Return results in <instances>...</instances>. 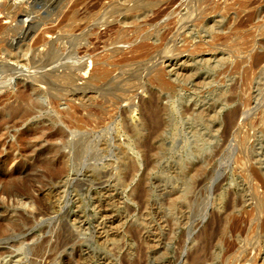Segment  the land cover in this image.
<instances>
[{
    "label": "rangeland",
    "instance_id": "rangeland-1",
    "mask_svg": "<svg viewBox=\"0 0 264 264\" xmlns=\"http://www.w3.org/2000/svg\"><path fill=\"white\" fill-rule=\"evenodd\" d=\"M201 2L0 0L4 77L27 59L40 60L48 42L62 56L61 64L36 67L59 78L48 80L37 105L24 100L34 86L25 78L0 85V264H224L228 256L252 257L249 247L264 241V231L258 239L247 226H262L264 214L247 212L264 207V187L260 201L251 197L255 182L234 157L237 132L264 112V0ZM142 24L149 53L113 59L99 79L78 72L91 68L89 54ZM6 27L11 31L2 34ZM159 65L170 92L153 80ZM54 94L62 95L57 106ZM67 102L81 122L62 115ZM17 109L29 116L16 117ZM152 111H160L157 133L147 125ZM249 133L247 147L264 170V131ZM79 141L86 142L80 161ZM52 148L59 154L44 156ZM223 208L230 217H221Z\"/></svg>",
    "mask_w": 264,
    "mask_h": 264
},
{
    "label": "bare ground",
    "instance_id": "bare-ground-1",
    "mask_svg": "<svg viewBox=\"0 0 264 264\" xmlns=\"http://www.w3.org/2000/svg\"><path fill=\"white\" fill-rule=\"evenodd\" d=\"M18 1H20V0H15V4L14 5H16V2H18ZM27 1V0H26ZM29 1V0H28ZM200 1H202L201 2V4H203L204 2V0H200ZM192 2V1H191ZM199 2V1H198ZM197 2V3H198ZM244 2V1H243ZM157 3V2H156ZM193 3V2H192ZM196 3V2H195ZM196 3V4H197ZM19 4V3H18ZM140 3H138V5H139ZM200 4V3H199ZM198 4V5H199ZM137 5V6H138ZM160 5V4H159ZM192 5H194V3L192 4ZM198 5H197V7H195V8H198ZM17 6V5H16ZM16 6H12V9H15V8H17ZM139 6H141V5H139ZM120 7V6H119ZM190 7V6H189ZM204 7V6H203ZM139 8H142V7H139ZM192 8H194V6H192ZM201 8V7H200ZM192 10V9H191ZM206 10H207V8H206ZM189 11V10H188ZM197 11V10H196ZM124 12V11H123ZM127 12V11H126ZM125 12V13H126ZM191 12V11H190ZM193 12V11H192ZM203 12H204V10H200V12L198 13L199 15H201V14H203ZM12 13V12H11ZM22 13V12H21ZM124 13V14H125ZM70 21V20H69ZM170 22V21H169ZM167 23V22H166ZM152 25V24H151ZM131 29V28H130ZM149 29V27H148V25L147 24H142V25H138V27H135V30H134V34H133V36H130L128 33H123L122 35H121V39H120V41L117 43V44H115V45H123V46H125V47H123V48H127V53L126 54H124L123 52H122V49L123 48H115V47H113V46H115L114 44L113 45H111V48H109L108 50H103V51H101V52H99V53H97V54H95V55H88L87 57L89 58V63H91L89 66H91V68H89V69H86V65H80L79 63H78V66L79 67H77V68H79L80 70L78 71V72H82L83 73V75L84 76H87V75H89V77H90V80H94L95 78L96 79H99L100 77H103V76H105V75H107L110 71H109V65H110V63L111 62H113V61H115V60H113V59H117V60H119V61H125V60H128V59H133V58H141L142 56H144L145 54H147V53H149V51L151 50V45H150V39H149V33H150V31L147 33V32H145V33H143V36H141L140 34L142 33V32H144V31H146V30H148ZM126 30H128V29H126ZM11 31V27H6V28H4V30L1 32L2 34H7L8 32H10ZM13 31V30H12ZM17 31V30H16ZM14 33H15V31H13ZM127 32V31H126ZM132 33V32H131ZM29 34H28V31L25 33V37L26 36H28ZM141 36V40L139 41V42H137V41H135L136 39H137V37L138 36ZM13 40V39H12ZM24 41L25 39H24V37L23 38H21V39H19L18 41H16V43H18V42H20V41ZM58 40V39H57ZM218 40V39H217ZM186 41V40H185ZM134 42H137V44H135ZM171 42V41H170ZM48 44H50L49 45V48H48V52H46V54L44 55V56H42V57H40L39 59L40 60H38V61H35L36 59L33 57L32 59H27V60H25V61H23L22 63H20V65L19 66H17V68H15V70H12V71H10V72H7L5 75H6V77H4V73H3V71H2V69H4L3 67H7V65L6 64H4V65H6V66H1V68H0V73H1V75H0V85H4V86H11V84L13 83H11V80H15V79H17V78H25L24 80L25 81H29V84H31V85H34L33 86V88H32V92H33V95L32 94H28V95H24V100L27 102V103H29V104H32V105H37L38 104V98L40 97V95L41 94H46L47 93V91L45 90L46 88H49V86H48V80H51L50 82H53L52 81V78H58V76H55L54 74H53V72L51 73V72H49L48 74H45L44 72V77H43V73H41V72H38V70H36V67L38 66V65H40V63H42L41 65H46V66H50V65H53V64H56L57 62H59L60 64H61V54L60 55H56V53H55V48L54 47H56V43L55 42H53V43H49L48 42ZM172 43H170V45H171ZM164 45V44H163ZM13 45H9V47H12ZM196 46H198V45H196ZM196 46H194V45H191L190 46V42L188 43V45L186 46V47H188L189 49H191V50H195V49H198ZM66 48V47H65ZM156 48V47H155ZM104 49V48H103ZM153 50V49H152ZM160 50V49H159ZM45 51V50H44ZM9 54L11 55L12 53L9 51ZM65 57H67V56H65ZM84 57V56H83ZM78 59H80V58H78ZM82 59V58H81ZM84 59V58H83ZM12 60V59H11ZM14 60V59H13ZM64 60H66V59H64ZM17 61V60H16ZM22 61V60H21ZM67 61V60H66ZM14 62V61H13ZM18 62V61H17ZM68 62V61H67ZM2 63V62H1ZM4 63V62H3ZM69 63V62H68ZM59 64V65H60ZM67 64V63H66ZM71 64V63H70ZM82 64V63H81ZM64 65V64H63ZM68 65V64H67ZM16 66V65H15ZM13 67H14V65H13ZM64 67V66H63ZM63 67H61V68H63ZM32 68H34V69H32ZM65 68V67H64ZM41 70V69H40ZM53 70V69H52ZM155 76H153V80H154V82L157 84V86L161 89V91H165V90H167V91H172L173 89H174V86H173V84H172V82H171V80L169 79V78H167V76H166V71H165V69H164V67L162 68V66L161 65H159V67H157L155 70ZM23 73H25V75H23ZM39 73H41L40 75H42V76H39ZM80 74V73H79ZM82 75V74H81ZM39 76V77H38ZM63 76V75H62ZM77 76H79V75H77ZM76 76V77H77ZM40 77H43V78H46V80L43 82V81H41V79H40ZM61 77V76H60ZM37 78H39L40 80H37ZM42 78V79H43ZM62 78V77H61ZM60 78V79H61ZM88 78V77H87ZM59 79V78H58ZM5 80H8V82H6L5 83ZM63 81H65V83H70V85H71V83L73 82V79L71 78V76H70V78L69 77H64L63 79H62ZM78 80H80L79 79V77H78ZM38 81H41V82H43L44 83V85H42V84H40V82H38ZM61 81V80H60ZM56 82V81H55ZM55 82H53L54 84H55ZM62 82V81H61ZM2 88V87H1ZM0 88V89H1ZM5 88V87H4ZM7 89V88H6ZM2 90H3V88H2ZM246 90H247V88H246ZM117 91H119L120 93H118V94H120V95H124V93H125V91H126V89H125V91H124V87H121L120 89H118ZM2 92V91H1ZM117 93V92H116ZM52 96V95H51ZM61 96L62 95H60V97H59V95L58 94H54L53 95V104H54V106H57V105H59V103L62 101V98H61ZM64 98H66L65 96H64ZM116 100L117 99H119V98H115ZM112 102V101H111ZM110 102V103H111ZM66 103V102H65ZM112 103H114L113 105L115 106L116 105V103H115V101H113ZM67 105H68V109H67V111L66 112H62V115L63 116H65V117H67L68 119H77L79 122H81V119H82V117H80L79 115H78V112H77V110L75 109L76 107L74 106V104H73V102H67ZM113 105H111L110 107H112L113 108ZM116 107V106H115ZM108 109H109V107H108ZM107 109V110H108ZM106 110V109H105ZM107 110H106V112H107ZM111 110V109H110ZM14 113H16V117H18V118H22V117H27V116H29V114H28V112L27 111H23V110H12ZM105 112V111H104ZM109 112H111V111H109ZM112 112H113V109H112ZM80 114V113H79ZM108 115L110 114V113H107ZM107 114H105V115H107ZM112 114V113H111ZM115 114V113H114ZM160 115V111H152V112H150V114H149V118H148V120H147V125H149L150 127H151V129H152V131L154 132V133H157V132H159L160 130H161V128H162V122H161V117L159 116ZM111 116V115H110ZM109 116V117H110ZM113 116V115H112ZM15 118V117H14ZM17 119V118H16ZM234 119V118H233ZM232 119V120H233ZM245 120V119H244ZM243 120V121H244ZM96 122V121H95ZM243 130L245 129V131L243 132V131H241L240 129V132L238 131L237 133V141H236V143L238 144V149H240V150H238L237 151V154H236V156L234 157V163L237 165V167H238V169H240L241 170V172H243V173H245V175L244 176H246L248 179H250L252 182L254 181L255 182V184L254 185H252L251 186V184H252V182L251 181H249L250 183H248V184H250V186H251V188L249 189L248 188V191L250 190V192H251V194H250V196L251 197H253V196H256V201H260L259 200V197H258V189H260L259 188V185L261 184L263 187H264V185L262 184V182H261V180H262V177L264 178V170H262V168H260V164H258V161H256V159L252 156V152H251V148H248L247 147V144H250L249 143V141L248 140H250L252 137H253V134L250 136V133H249V131H251V130H254V129H257V131H258V129H261L262 131H264V112L261 114V116L259 117V118H252L250 121H248L247 123H244V125L241 127ZM256 131V130H255ZM254 131V132H255ZM253 132V133H254ZM240 133H242V136H241V134ZM258 133V132H257ZM260 133H261V131H260ZM263 133V132H262ZM255 136H256V133H255ZM85 145H86V142H80L79 141V145H78V148H77V150H76V159L77 160H81V157H82V155H83V153H84V149H85ZM43 154H44V156H49V157H51V158H55L58 154H59V149L58 148H52V149H49V150H46L45 152H43ZM242 176H243V174H241ZM261 182V183H260ZM258 184V185H257ZM249 186V185H248ZM261 187V186H260ZM263 189V188H262ZM261 190V189H260ZM264 191V190H263ZM263 195L261 196V198H263V196H264V193H262ZM251 199H253L254 200V198H251ZM263 200H264V198H263ZM261 203H262V201H261ZM255 204V203H254ZM256 205V204H255ZM255 205H254V207H255ZM259 205H261V204H259ZM263 205V204H262ZM251 206H253V205H251ZM222 209V208H221ZM235 209V208H234ZM244 209V208H243ZM228 210H229V208H223V214L221 215V217H230L229 215L231 214V212L230 213H228ZM232 209H230V211H231ZM246 210H248V209H246ZM245 209H244V211H246ZM251 210V211H250ZM250 210H248L249 212H247V214H249V217H250V215H251V213L252 212H256V213H260V215L261 214H264V207H262V208H257V207H255V208H252V209H250ZM220 211V210H219ZM222 211V210H221ZM220 211V213H222ZM240 211V210H239ZM233 212H235V211H233ZM240 214V213H239ZM244 216V215H243ZM243 216H242V218H243ZM220 217V218H221ZM248 217V216H247ZM264 217V216H263ZM237 218V217H236ZM240 219V217H239V219L240 220H242V221H244L243 219ZM260 218V217H259ZM225 219V218H224ZM227 219V218H226ZM245 219V218H244ZM257 219V218H256ZM262 219H264V218H262ZM218 220V219H217ZM237 220H238V218H237ZM239 221V220H238ZM255 221V220H254ZM245 222H247V221H245ZM259 222H261V220L259 221ZM258 222V223H259ZM263 222H264V220H263ZM219 223V222H218ZM237 223V222H236ZM239 223V222H238ZM241 223V222H240ZM239 223V224H240ZM258 223H254L253 224V222H252V220H250V223H249V225L247 226V227H249V232H248V230H247V232L248 233H250L249 235H252L253 233H255L256 235H257V237H258V235H260L263 231H264V229H263V225L262 226H259V224ZM238 224V225H239ZM242 224H244V223H242ZM255 224H258L257 226L255 225ZM262 224V223H261ZM241 226V225H240ZM211 227V226H210ZM244 228H245V226H244ZM244 228H242V229H244ZM241 229V230H242ZM245 232V231H244ZM252 232V233H251ZM243 234V233H242ZM245 234V233H244ZM247 234V233H246ZM263 234H264V232H263ZM264 236V235H263ZM262 236V237H263ZM252 238H253V236H251ZM250 237V238H251ZM256 237V238H257ZM261 237V236H260ZM247 238V237H246ZM255 238V237H254ZM255 238V239H256ZM242 239H245V238H242ZM249 239V238H248ZM248 239H245V241L246 240H248ZM258 239H259V237H258ZM262 238H260V240H261ZM252 240H254V239H252ZM257 240V239H256ZM256 240H254V244H256ZM262 240H264V239H262ZM261 240V241H262ZM242 242V243H241ZM239 241V243H241L242 245H240V246H243V244H244V246H245V243H243V241ZM248 243V242H247ZM262 243V244H261ZM260 244H258L257 243V245H252V246H250L249 248H250V252H253V255H252V257L251 258H246V257H242V256H239V257H237L236 255V257L233 255V257L232 256H228L226 259H225V262H224V264H257V263H259V261H261V264H264V254H263V245H264V241H262ZM261 245V246H260ZM249 245H247V247H248ZM244 248V247H243ZM240 249L241 248H239V251H240ZM238 251V250H237ZM237 251H235V252H237ZM242 251H244V250H242ZM241 251V252H242ZM41 252V250H40V248H38V249H36L35 250V253L36 254H38V253H40ZM244 253V252H243ZM35 254V255H36ZM249 254V253H248ZM241 255V254H240ZM244 256V255H243ZM249 256V255H248ZM77 259V258H76Z\"/></svg>",
    "mask_w": 264,
    "mask_h": 264
}]
</instances>
